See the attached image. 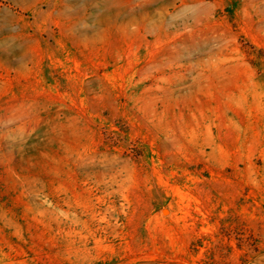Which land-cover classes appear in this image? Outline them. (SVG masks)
<instances>
[{"label":"rangeland","instance_id":"rangeland-1","mask_svg":"<svg viewBox=\"0 0 264 264\" xmlns=\"http://www.w3.org/2000/svg\"><path fill=\"white\" fill-rule=\"evenodd\" d=\"M0 264H264V0H0Z\"/></svg>","mask_w":264,"mask_h":264}]
</instances>
